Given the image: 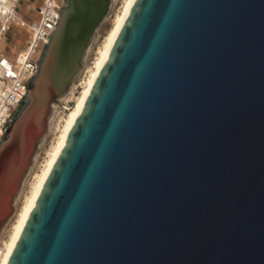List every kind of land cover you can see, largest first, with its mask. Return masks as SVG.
<instances>
[{
    "label": "water",
    "instance_id": "obj_1",
    "mask_svg": "<svg viewBox=\"0 0 264 264\" xmlns=\"http://www.w3.org/2000/svg\"><path fill=\"white\" fill-rule=\"evenodd\" d=\"M111 0H67L0 143V230ZM7 264H264V0H135Z\"/></svg>",
    "mask_w": 264,
    "mask_h": 264
},
{
    "label": "built area",
    "instance_id": "obj_2",
    "mask_svg": "<svg viewBox=\"0 0 264 264\" xmlns=\"http://www.w3.org/2000/svg\"><path fill=\"white\" fill-rule=\"evenodd\" d=\"M66 1L0 0V143L27 98L29 82L38 71ZM26 2L33 3L32 7L28 6L33 14L21 12ZM6 225L0 230V262L8 238Z\"/></svg>",
    "mask_w": 264,
    "mask_h": 264
},
{
    "label": "rangeland",
    "instance_id": "obj_3",
    "mask_svg": "<svg viewBox=\"0 0 264 264\" xmlns=\"http://www.w3.org/2000/svg\"><path fill=\"white\" fill-rule=\"evenodd\" d=\"M123 1L124 0H112L108 13L104 17L103 21L96 28L82 56L80 68L76 77L74 78V80H72L66 92L61 95L53 104V107L50 111L46 131L37 145V149L32 159L31 166L28 169V172L25 174L18 194L15 197V212L6 225L8 235L11 229V225L13 224V221L15 219V216L17 215L18 211L20 210L21 206L23 205L26 197L30 192V189L35 181V177L40 173L42 167L44 166L47 160L49 151L55 144V140L59 135L64 119L67 117L68 113L72 109L75 99L81 92V86L84 84V82L89 76V71L93 67V63L97 57V52L101 48L106 34L110 30L115 18L119 15L121 11ZM68 109L70 110L68 111Z\"/></svg>",
    "mask_w": 264,
    "mask_h": 264
},
{
    "label": "bare ground",
    "instance_id": "obj_4",
    "mask_svg": "<svg viewBox=\"0 0 264 264\" xmlns=\"http://www.w3.org/2000/svg\"><path fill=\"white\" fill-rule=\"evenodd\" d=\"M135 0H124L123 6L121 8V11L119 15L115 18L110 30L106 34L101 48L97 52V57L93 63L92 69L89 71V76L87 80L84 82V84L81 86V92L75 99L74 105L70 112L68 113L67 117L62 119L63 125L60 129L59 135L57 139L55 140V144L52 146L51 150L49 151L47 160L42 167L40 173L35 177V181L30 189V192L28 196L26 197L23 205L21 206L20 210L18 211L17 215L15 216V219L13 221V224L11 225V229L7 238L6 242V250L5 254L0 262V264H7L8 260L10 258V255L16 245V242L18 241V238L25 226V223L28 219V216L30 212L32 211L35 202L42 190V187L45 183L46 178L48 177L66 139L67 136L74 125L75 120L77 119L90 91L94 84V81L96 80L106 58L108 57L114 42L119 34V31L124 24L130 9L132 8ZM87 77V76H86ZM58 99V98H57ZM57 99H53L50 102L51 109L53 107V104L57 101ZM72 101V100H71ZM71 108V107H70ZM67 111V112H68ZM15 212V211H14ZM14 214V213H13ZM12 214V215H13ZM10 219V218H9ZM9 221V220H8Z\"/></svg>",
    "mask_w": 264,
    "mask_h": 264
},
{
    "label": "crops",
    "instance_id": "obj_5",
    "mask_svg": "<svg viewBox=\"0 0 264 264\" xmlns=\"http://www.w3.org/2000/svg\"><path fill=\"white\" fill-rule=\"evenodd\" d=\"M29 1H31V0H29ZM28 6H30V7H32L33 6V3H23L22 4V7H21V12L23 13V14H33V12L31 11V10H29V9H31L30 7H28ZM29 8V9H28Z\"/></svg>",
    "mask_w": 264,
    "mask_h": 264
}]
</instances>
